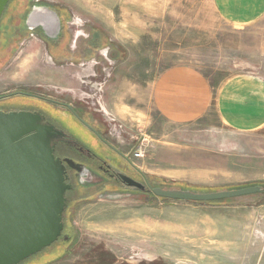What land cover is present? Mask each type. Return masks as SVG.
Segmentation results:
<instances>
[{"label":"rangeland","instance_id":"374dc122","mask_svg":"<svg viewBox=\"0 0 264 264\" xmlns=\"http://www.w3.org/2000/svg\"><path fill=\"white\" fill-rule=\"evenodd\" d=\"M210 1L10 0L0 18V96L23 91L80 109L124 156L113 157L112 168L144 186L198 194L264 190V128L239 133L213 112L173 124L129 88L174 66L195 67L212 83L238 75L264 80V16L234 27ZM34 7L56 14L55 36L41 27L30 41ZM123 80L130 86L114 94L112 85ZM19 101L5 97L0 107L14 109ZM140 150L142 158L133 159ZM81 166L84 174L71 183L80 196L67 194L68 202L65 196L59 242L24 264H78L103 251L128 262L264 264V193L215 203L166 201L101 176L92 184Z\"/></svg>","mask_w":264,"mask_h":264},{"label":"water","instance_id":"95a60500","mask_svg":"<svg viewBox=\"0 0 264 264\" xmlns=\"http://www.w3.org/2000/svg\"><path fill=\"white\" fill-rule=\"evenodd\" d=\"M9 1L0 0V18ZM42 122L43 117L36 113L0 112V264L22 263L56 243L63 231L65 193L72 189L66 183L63 163L74 170L80 166L54 156L51 141L62 132ZM119 179L127 188L141 192L147 188L157 198L190 203L220 202L264 193L260 187H249L198 194L154 189L147 182L144 186L124 175H119Z\"/></svg>","mask_w":264,"mask_h":264},{"label":"crops","instance_id":"0c3cea01","mask_svg":"<svg viewBox=\"0 0 264 264\" xmlns=\"http://www.w3.org/2000/svg\"><path fill=\"white\" fill-rule=\"evenodd\" d=\"M210 3L217 15L234 27L251 25L264 16V0H212ZM27 26V31H33L32 41L34 30L43 24L38 20L34 27ZM128 86L123 80L115 82L112 88L116 94L117 90L122 92ZM131 86L137 101L150 105L173 124H190L213 112L223 126L239 133H253L264 128V80L258 77L238 75L212 83L195 67L174 66L158 73L144 87L141 84ZM101 254L103 256L95 254L90 257L92 260L78 264H166L161 257L128 262L118 261L110 252Z\"/></svg>","mask_w":264,"mask_h":264},{"label":"flooded vegetation","instance_id":"af4514ba","mask_svg":"<svg viewBox=\"0 0 264 264\" xmlns=\"http://www.w3.org/2000/svg\"><path fill=\"white\" fill-rule=\"evenodd\" d=\"M1 36L0 43L2 41ZM11 96L21 99V101H19V106L14 109L1 106V113H36L43 117V124H49L56 130L62 132L61 136H56L51 141L54 156L62 161L71 160L74 164L80 166L78 170H74L63 163L66 168V183L68 185H71L73 179H77L78 176L84 174V169H82L81 165L85 166L86 172L91 176L92 184H99L100 181H102V179H99V176L104 179L107 178L106 180L114 184L121 182L119 175H123L122 173L124 172L119 169L120 167H115V169L112 168V161L114 160L112 158L117 157L123 162L125 159L124 156L103 138L97 127L85 121L84 115L82 114L83 112H81L80 109H73L68 104L44 99L40 96L25 93L23 91H15L13 94H3L0 96V102L5 101V97L10 98ZM43 104L62 108L65 110V113H61L54 109L52 110L49 107H44ZM86 125H88L93 131ZM95 170L97 172H95ZM137 173L139 174V172ZM127 177L133 178L130 174H128ZM121 184L123 183L121 182Z\"/></svg>","mask_w":264,"mask_h":264},{"label":"bare ground","instance_id":"6f19581e","mask_svg":"<svg viewBox=\"0 0 264 264\" xmlns=\"http://www.w3.org/2000/svg\"><path fill=\"white\" fill-rule=\"evenodd\" d=\"M40 18V19H38ZM42 22L45 30L51 36H55L58 29V21L55 15L42 8H36L33 15L29 19V25L34 27L38 22Z\"/></svg>","mask_w":264,"mask_h":264},{"label":"trees","instance_id":"16d2710c","mask_svg":"<svg viewBox=\"0 0 264 264\" xmlns=\"http://www.w3.org/2000/svg\"><path fill=\"white\" fill-rule=\"evenodd\" d=\"M45 8H47V7H45ZM47 9H48V8H47ZM49 10H50V9H49ZM76 189L79 190L80 188L76 186ZM77 190H75V189L73 188L72 190H70L69 192L66 193L67 202H68L67 194H73V195L76 196V197H77V196H80V192L77 191ZM135 190H136V189H135ZM75 191H76V193H74ZM163 200H165V199H163ZM166 201H167V200H166ZM227 201H228V200H227ZM67 202H66V207H67ZM220 202H224V201H220ZM211 203H213V202H211ZM214 203H215V202H214ZM66 207H65V208H66ZM63 215H64V214H63ZM63 221H64V218H63ZM63 231H64V227H63ZM59 240H60V238H59L58 241H57L56 243H54V244H57V243L59 242ZM54 244H53V245H54ZM53 245H51L49 248H51ZM49 248H46V249H44V250H48ZM44 250H43L42 252L36 254L35 256H38L39 254L43 253ZM23 262H24V261H23ZM23 262L20 263V264H24V263H25V262H24V263H23Z\"/></svg>","mask_w":264,"mask_h":264},{"label":"built area","instance_id":"2783aa9c","mask_svg":"<svg viewBox=\"0 0 264 264\" xmlns=\"http://www.w3.org/2000/svg\"><path fill=\"white\" fill-rule=\"evenodd\" d=\"M132 157H133V159H136V160L142 158V152H141V150L140 151H136L135 153H133ZM261 217L258 216V223H257V225H259V223L261 221H263V219ZM254 232H255V234L257 233V234L262 235L261 232H259V231L256 230V226H255Z\"/></svg>","mask_w":264,"mask_h":264}]
</instances>
